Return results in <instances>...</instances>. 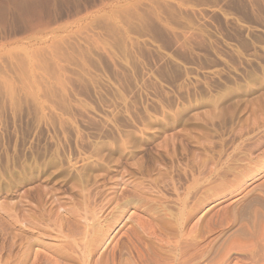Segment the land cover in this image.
<instances>
[{
    "label": "rangeland",
    "instance_id": "1",
    "mask_svg": "<svg viewBox=\"0 0 264 264\" xmlns=\"http://www.w3.org/2000/svg\"><path fill=\"white\" fill-rule=\"evenodd\" d=\"M263 187L264 0H0V264L209 259Z\"/></svg>",
    "mask_w": 264,
    "mask_h": 264
},
{
    "label": "bare ground",
    "instance_id": "2",
    "mask_svg": "<svg viewBox=\"0 0 264 264\" xmlns=\"http://www.w3.org/2000/svg\"><path fill=\"white\" fill-rule=\"evenodd\" d=\"M243 174V173H242ZM264 188V187H263ZM260 189V188H259ZM262 189V188H261ZM264 190V189H263ZM259 194V193H258ZM262 194V193H261ZM251 196V195H249ZM259 198L260 202L264 199H262V196L259 195H254L252 197H248L246 194H241L237 199H235L236 202H244L245 208L250 210L247 213V218L244 217L246 215L244 211H239V221L236 223L234 231H231L234 237L231 238V235L228 234L230 237H226L223 239L221 242V245L219 246V249L215 251L214 256L212 258L209 257L208 255L204 254L200 258L196 254L195 251H193L192 255L190 250V255L188 254L185 256V240L183 241L184 243L182 244V247L180 248L181 255L177 256L184 259L183 264H264V212L260 210V206L258 207V203H254V200ZM262 199V200H261ZM258 200V199H257ZM259 202V201H258ZM263 202V201H262ZM261 202V203H262ZM260 203V204H261ZM244 209V207H242ZM220 216V215H219ZM238 217V216H237ZM244 217V218H243ZM241 218V219H240ZM243 219V220H242ZM247 219V220H246ZM14 220V219H13ZM62 222V221H61ZM224 222V221H223ZM59 223V222H58ZM228 223V222H227ZM222 224V222H221ZM61 226V225H60ZM162 227V226H161ZM62 228V227H61ZM163 228V227H162ZM63 229V228H62ZM216 229V228H215ZM228 229V228H227ZM60 230V229H59ZM83 231V230H82ZM65 233V232H64ZM85 233V232H84ZM230 233V232H229ZM59 234V233H58ZM63 234V231L62 233ZM86 234V233H85ZM89 235V233H88ZM96 235V234H95ZM70 236V235H69ZM85 236V235H84ZM90 236V235H89ZM221 236V235H220ZM62 237V236H61ZM204 237V235H203ZM216 237V236H215ZM69 238V237H68ZM82 238V237H81ZM90 238V237H88ZM185 238V237H184ZM194 238V237H193ZM197 238V237H196ZM214 238V236H213ZM73 239V238H72ZM53 240V239H52ZM65 240V239H64ZM79 240V239H78ZM203 240V239H202ZM188 241V239H187ZM60 242V241H59ZM87 242V241H86ZM92 242V241H91ZM111 242L109 240L108 244ZM182 242V241H181ZM194 243V242H193ZM210 243V242H209ZM84 244V243H83ZM87 245V244H86ZM90 245V244H89ZM107 245V244H106ZM179 245V244H178ZM177 245V246H178ZM92 247V246H90ZM193 247V246H192ZM196 247V246H195ZM194 247V248H195ZM59 248V247H58ZM146 248V247H145ZM178 248V247H177ZM201 248V247H200ZM218 248V247H216ZM82 249V248H81ZM158 249V248H157ZM160 249V248H159ZM203 249V248H202ZM67 250V248L65 249ZM84 250V249H83ZM139 250V249H138ZM144 250V249H143ZM149 250V249H148ZM193 250V249H192ZM196 250V249H195ZM201 250V249H200ZM75 251V250H74ZM77 251V250H76ZM168 251V250H167ZM197 251V250H196ZM60 252V251H59ZM68 252V251H67ZM89 252V251H88ZM166 252V251H165ZM174 252V251H173ZM195 252V253H194ZM205 252V251H204ZM93 253V252H92ZM116 253V252H115ZM159 253V252H157ZM163 253V252H162ZM167 253V252H166ZM177 253V252H175ZM213 253V252H212ZM66 254V253H65ZM155 254V253H154ZM174 254V253H173ZM179 254V253H177ZM151 255V254H150ZM176 255V254H175ZM153 256V255H152ZM174 256V255H173ZM182 256V257H181ZM189 256V257H188ZM140 257V256H139ZM143 257V256H142ZM157 257V256H156ZM176 257V256H175ZM188 257V258H185ZM146 258V257H145ZM152 258V257H151ZM171 257H169L170 259ZM87 259V258H86ZM158 259V258H157ZM165 259V257H164ZM168 260V259H166ZM165 260V261H166ZM174 260V259H173ZM176 260V259H175ZM180 260V263L182 262ZM112 261V260H111ZM125 261V260H124ZM144 261V260H143ZM148 261V260H147ZM156 261V259L154 260ZM163 261V258H162ZM170 261V260H169ZM177 261V260H176ZM127 262V261H125ZM137 262V261H136ZM153 262V261H151ZM159 262V261H158ZM175 262V261H174ZM173 262V263H174ZM179 262V261H177ZM121 263V262H120ZM162 263V262H161ZM160 263V264H161ZM166 263V262H164ZM179 263V264H180ZM139 264V263H138ZM168 264V263H167ZM182 264V263H181Z\"/></svg>",
    "mask_w": 264,
    "mask_h": 264
}]
</instances>
